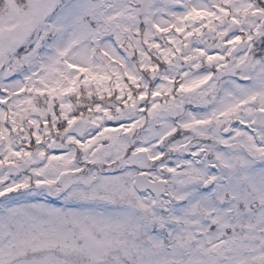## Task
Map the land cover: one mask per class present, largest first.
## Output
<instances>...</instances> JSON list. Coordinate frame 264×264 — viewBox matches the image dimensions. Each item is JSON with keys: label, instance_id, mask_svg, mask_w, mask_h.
<instances>
[{"label": "snow or ice", "instance_id": "snow-or-ice-1", "mask_svg": "<svg viewBox=\"0 0 264 264\" xmlns=\"http://www.w3.org/2000/svg\"><path fill=\"white\" fill-rule=\"evenodd\" d=\"M0 264H264V0H0Z\"/></svg>", "mask_w": 264, "mask_h": 264}]
</instances>
